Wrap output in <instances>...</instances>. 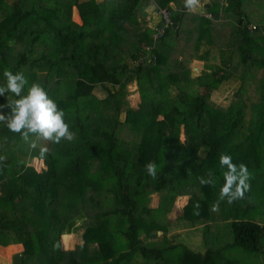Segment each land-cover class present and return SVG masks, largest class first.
Instances as JSON below:
<instances>
[{"label": "trees", "instance_id": "16d2710c", "mask_svg": "<svg viewBox=\"0 0 264 264\" xmlns=\"http://www.w3.org/2000/svg\"><path fill=\"white\" fill-rule=\"evenodd\" d=\"M151 2L153 14L169 10L178 29L153 46L155 63L130 67L127 58L147 56L152 43ZM254 4L259 11L264 0H208L197 13L184 0H0V85L5 70L23 71L76 133L71 142L30 137L20 145V134L0 123V246L23 247L12 264L264 261V18L246 10ZM211 52L227 53L226 66L208 64ZM196 60L206 63L203 75L192 73ZM233 77L237 90L217 104L213 92L228 91ZM134 80L137 111L127 101ZM14 99L0 96V105ZM222 153L252 178L244 199L213 211ZM34 158L45 169L38 172ZM209 173L215 186L199 182ZM147 194V204L159 195L155 210L146 208ZM182 197L190 201L175 223L201 227L187 244L167 217ZM79 229V244L64 249L61 237Z\"/></svg>", "mask_w": 264, "mask_h": 264}, {"label": "clouds", "instance_id": "9594fccd", "mask_svg": "<svg viewBox=\"0 0 264 264\" xmlns=\"http://www.w3.org/2000/svg\"><path fill=\"white\" fill-rule=\"evenodd\" d=\"M198 5L199 0H184V6L189 10L187 12L197 13L200 8L197 7ZM203 6L204 3L201 7L203 8ZM204 14L207 15V13ZM150 29L152 33V28ZM3 75L6 78V83L0 85V96L11 93L18 99H14L10 103L7 102V105H0V109L3 107L10 109L6 115L0 114V123L5 124L9 131L20 134L25 142H29L30 137H35L36 140L50 141L53 144H60L61 141L71 142L75 139L76 133L70 130V125L65 120V112L58 108L54 100L49 98L40 84L29 85V80L23 71L14 74L12 71L5 70ZM25 89H27L26 94ZM31 147H36L35 141L31 142ZM5 159L6 156H0V161ZM219 166L221 169H225L222 172L224 183L219 190L217 203L212 206L213 211L218 210L221 201H226L230 205L244 199L245 193L250 190L249 181L252 178L247 166L243 163L239 165L233 163L230 155L220 154ZM145 171L155 179L157 165L154 162H149L145 165ZM199 182L202 185L215 186L212 173L208 174V179L201 177Z\"/></svg>", "mask_w": 264, "mask_h": 264}, {"label": "rangeland", "instance_id": "374dc122", "mask_svg": "<svg viewBox=\"0 0 264 264\" xmlns=\"http://www.w3.org/2000/svg\"><path fill=\"white\" fill-rule=\"evenodd\" d=\"M201 1L202 2H204V1L207 2L208 0H201ZM152 7H153V3L151 2L150 5L147 8V11H148L147 15H148V19H149V20L147 19V21H148V25H150V28H154L155 26L160 25L162 23L161 18L159 16L156 17L154 14H151V13H154L155 12L153 9L151 10ZM245 8H246V10H252V13L257 14L260 18H264V5H261L259 11L256 9L255 4L252 5V6L251 5H245ZM197 11L198 12H202L203 11V8L200 7ZM145 12H146V9H145ZM75 19H77V17H75ZM212 54H214V57L217 56V53L211 52V55ZM211 55H210L209 58L207 56L208 64H210L212 66H216V68L217 67H223L224 65L226 66V59H227V56H228L227 53H225L224 55L222 53H220L217 56V59H214V60H212ZM126 63L130 67L132 65L135 66V63L132 62L131 60H129L128 58H127ZM196 65H197V62L195 61L193 63V66H196ZM202 65H203V69H204V65H206V63L203 62ZM191 70H192V68H191ZM200 73L203 75V70L202 71H199L198 70L197 71V74H194V75H198ZM228 84H229V88H228L229 90L228 91H227V89H220L219 88L217 91H214L213 92V96L215 97V99H216L215 101H216L217 104H222V105L226 104V102H227V100H226L227 93L228 94L229 93L231 94L232 92L236 91L237 88H238V84L239 83H238V80L235 77H233L232 80L230 81V83L228 82ZM196 88L199 89L200 87L197 86ZM255 90H256V88H255ZM102 92L103 91H98L97 90V91H95V95L98 98H103L105 96V93L103 94ZM139 96L140 95H139L138 87H137V84H136V82L134 80V81H132L127 86V101L129 103V106L133 110H136V111L139 110V108L141 106V99H140ZM121 114L123 115L121 119L124 120V114H125V112H122ZM21 143L22 144H20V145H24L23 143H26V142L25 141H22ZM28 146H30V145H28ZM32 163L35 165V167H36V169H37L38 172L40 170L45 169L44 161L41 162L37 158H34V159H32ZM148 197H149V194H147L145 196V198H144L145 199L144 204H145L146 208L149 209V210H155L157 208L158 204H159V201H160L159 195H154V197H152V199L155 200V203L154 204H147ZM187 201H190V199L188 197H182V198L178 199L177 203L174 204V207H173L171 213H168L167 214L168 215L167 217L169 219H171V223L174 225V229H175L174 231H176L178 233H181L182 232L179 235V237L182 239V241L185 244H187V240L188 239L196 238L197 237L196 236L197 233L200 232V230H201V227L192 229V228H188L186 225H183L182 226L180 224L175 223V217H176L177 208H178V212H180L182 210L183 205ZM149 225L150 224H148L147 226H149ZM174 231H169V234H171ZM81 232H82V230L79 229L77 232H74V233L69 234V236H64L63 235L61 237V245L64 247V249H68V250L74 249V247L76 245H78L79 242H80ZM158 235H160V233H158ZM146 236L147 235L141 234L140 235V239L142 241H144V239H145ZM64 237H67V238L64 240L63 239ZM69 237H70V239H69ZM158 238H161V236L158 237ZM183 242H181V243H183ZM148 243L149 242H146V244H148ZM260 259H261V257H260ZM260 259H259L260 264H264V261L263 260H260ZM4 263H6V261H4ZM4 263H1V259H0V264H4ZM250 263L251 264H254V261H250Z\"/></svg>", "mask_w": 264, "mask_h": 264}, {"label": "built area", "instance_id": "2783aa9c", "mask_svg": "<svg viewBox=\"0 0 264 264\" xmlns=\"http://www.w3.org/2000/svg\"><path fill=\"white\" fill-rule=\"evenodd\" d=\"M186 11H189L188 9ZM157 16L161 18L162 23L160 25L155 26L152 28V33H151V40L152 43L148 46H146L144 49L146 51L147 56H142L139 59L135 60V65H139L143 61H148V62H155V58L153 57L152 54H150V51L153 49V46L156 44L158 40L161 39V37L165 34L167 30H176L178 29V25L174 23V21L171 18V12L167 9H158L157 10ZM204 17L211 19L210 15H204Z\"/></svg>", "mask_w": 264, "mask_h": 264}, {"label": "crops", "instance_id": "0c3cea01", "mask_svg": "<svg viewBox=\"0 0 264 264\" xmlns=\"http://www.w3.org/2000/svg\"><path fill=\"white\" fill-rule=\"evenodd\" d=\"M205 2V1H204ZM201 0H199V5L197 7H201L202 3ZM148 8V7H147ZM147 8H146V16H147V19H148V11H147ZM152 10V8H151ZM153 14V13H151ZM156 16V14H154ZM157 17V16H156ZM149 20V19H148ZM148 27L150 28V25H148ZM195 61H192L191 64H190V67L192 68V73L193 74H197V71H201L203 70V65H202V61H197V65L196 66H193V63ZM41 162H43V160H40ZM34 165V164H33ZM152 199V198H151ZM155 203V200L153 201L152 204ZM64 236H69V235H64ZM23 250V247L21 244H10L8 246H0V259H1V263H4V261H6V263L4 264H11L12 263V259L14 256L16 255H19ZM3 261V262H2Z\"/></svg>", "mask_w": 264, "mask_h": 264}]
</instances>
